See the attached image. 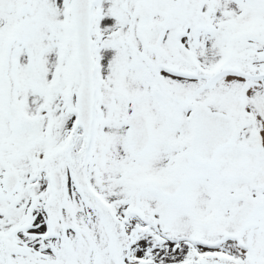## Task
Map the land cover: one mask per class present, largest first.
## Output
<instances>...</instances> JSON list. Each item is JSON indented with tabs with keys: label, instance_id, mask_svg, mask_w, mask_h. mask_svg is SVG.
Masks as SVG:
<instances>
[{
	"label": "snow or ice",
	"instance_id": "1",
	"mask_svg": "<svg viewBox=\"0 0 264 264\" xmlns=\"http://www.w3.org/2000/svg\"><path fill=\"white\" fill-rule=\"evenodd\" d=\"M0 264H264V0H0Z\"/></svg>",
	"mask_w": 264,
	"mask_h": 264
}]
</instances>
